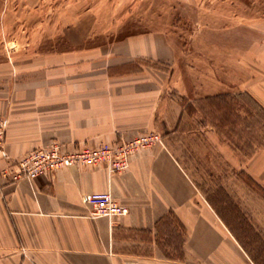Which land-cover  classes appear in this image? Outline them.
I'll return each instance as SVG.
<instances>
[{
	"label": "crops",
	"instance_id": "1",
	"mask_svg": "<svg viewBox=\"0 0 264 264\" xmlns=\"http://www.w3.org/2000/svg\"><path fill=\"white\" fill-rule=\"evenodd\" d=\"M65 39L64 48L47 51L1 48L0 116L7 126L0 264H264V251L255 252L220 214L176 148V137L203 130L193 125L195 111L185 103L197 111L211 96L191 85L177 41L163 30ZM261 41L252 79L242 60L247 75L238 92L264 108ZM149 132L160 140L138 148L119 172L105 163L72 164L28 178L16 164L53 143L70 151ZM99 191H108L126 212L93 215L85 194ZM169 234L176 244L166 241Z\"/></svg>",
	"mask_w": 264,
	"mask_h": 264
},
{
	"label": "rangeland",
	"instance_id": "2",
	"mask_svg": "<svg viewBox=\"0 0 264 264\" xmlns=\"http://www.w3.org/2000/svg\"><path fill=\"white\" fill-rule=\"evenodd\" d=\"M150 30H163L177 41L187 78L199 94L227 92L238 98L236 113L229 116L237 123L233 131L224 107L202 99L196 111L185 103L195 111L193 125L203 130L174 142L220 214L235 223L255 252L264 251V126L253 114L258 113L253 102L237 96L247 75L242 60L254 77L256 44L264 41V0H0V58L4 44L47 51L64 48L66 35L107 39ZM263 50L261 45V58ZM243 102L252 116L239 108ZM209 123L215 142L208 137ZM166 241L176 244V236L169 234Z\"/></svg>",
	"mask_w": 264,
	"mask_h": 264
},
{
	"label": "built area",
	"instance_id": "3",
	"mask_svg": "<svg viewBox=\"0 0 264 264\" xmlns=\"http://www.w3.org/2000/svg\"><path fill=\"white\" fill-rule=\"evenodd\" d=\"M7 120L0 116V156L4 151V140ZM160 136L155 132L142 133L131 139L114 143H103L97 146H79L65 151L57 143L39 147L29 151L16 164L19 173L33 178L42 173H52L55 170L72 164L94 165L105 163L113 172L124 170L128 166L130 156L138 149L155 141ZM85 201L92 207L95 216H112L126 212L108 191L90 192L85 194Z\"/></svg>",
	"mask_w": 264,
	"mask_h": 264
},
{
	"label": "trees",
	"instance_id": "4",
	"mask_svg": "<svg viewBox=\"0 0 264 264\" xmlns=\"http://www.w3.org/2000/svg\"><path fill=\"white\" fill-rule=\"evenodd\" d=\"M242 94L247 95L248 99L250 101L253 102V104L256 106V109L258 110V113L253 112V114H258L260 121L262 122V125L264 126V108L262 106H260L251 96H249L248 94L245 93H240L239 95H237L238 97L241 96ZM206 99L209 100L210 104L218 107H224V118L226 119L227 122H229L232 130H234L235 125L237 124L236 121L231 120L229 116L233 115L234 113H236V109L234 106H236V102H238V98L236 96H231L229 94H227V92H221V93H217L211 96H206ZM225 98H230L229 102L225 101ZM222 105H220V103H223ZM220 107V108H221ZM239 108H243L245 113L249 116H252V109L248 108L247 105L243 102L239 104ZM261 113V114H260ZM237 115V114H236ZM239 116V115H237ZM236 116V117H237ZM243 120H246V117L243 118ZM247 122V121H246ZM247 126V125H246Z\"/></svg>",
	"mask_w": 264,
	"mask_h": 264
}]
</instances>
